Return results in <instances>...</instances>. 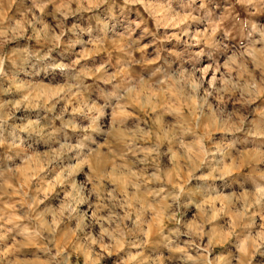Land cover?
I'll list each match as a JSON object with an SVG mask.
<instances>
[{
  "label": "rangeland",
  "instance_id": "obj_1",
  "mask_svg": "<svg viewBox=\"0 0 264 264\" xmlns=\"http://www.w3.org/2000/svg\"><path fill=\"white\" fill-rule=\"evenodd\" d=\"M0 264H264V0H0Z\"/></svg>",
  "mask_w": 264,
  "mask_h": 264
}]
</instances>
